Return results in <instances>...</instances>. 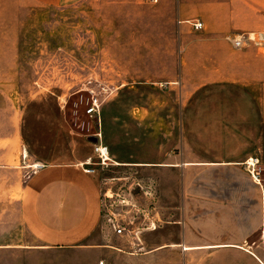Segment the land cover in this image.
Masks as SVG:
<instances>
[{"label": "rangeland", "instance_id": "1", "mask_svg": "<svg viewBox=\"0 0 264 264\" xmlns=\"http://www.w3.org/2000/svg\"><path fill=\"white\" fill-rule=\"evenodd\" d=\"M196 1L0 0V143L7 140L0 150L7 162L16 157L19 171L16 203L7 199L12 181L0 183V245H38L18 210L33 165L92 157L87 167L105 201L95 238L118 248L104 255L0 247V264H184L179 255L143 262L111 217L133 221L152 245L161 229L142 230L147 222L138 209L149 206L150 221L162 226L172 222L184 181L198 189L264 184V52L236 49L228 39L236 31L196 30L191 21L205 14ZM94 97L100 115L88 112ZM100 132L111 151L107 165L90 140ZM250 157L260 159L258 184L246 166ZM181 161L238 164L173 167ZM164 190L171 196L160 219L157 194Z\"/></svg>", "mask_w": 264, "mask_h": 264}, {"label": "crops", "instance_id": "2", "mask_svg": "<svg viewBox=\"0 0 264 264\" xmlns=\"http://www.w3.org/2000/svg\"><path fill=\"white\" fill-rule=\"evenodd\" d=\"M36 1L63 6L78 0ZM195 8L205 11L199 20L213 32L264 31V0H198ZM5 157L6 150H0V183L7 178L12 181L7 199L16 203L17 159L7 162ZM85 163L33 165L35 169L18 195V210L25 229L38 245L0 247L31 252L91 248L104 255L117 250L95 238L103 217V193L97 176L86 171ZM234 164L238 162L181 161L173 167ZM184 183L186 188L174 194L179 201L173 213L178 217L165 226L159 223L156 229H150H161L156 242L150 245L142 237L129 240L132 249L143 251L140 260H169L170 256L179 255L184 256V264H264V184H253L254 188H214L216 184L212 183V188L198 189L192 181ZM4 190H0V195ZM170 196L166 190L157 194L159 218L160 213H167L165 199ZM171 231L178 233L170 234ZM138 251L131 252L132 256H138Z\"/></svg>", "mask_w": 264, "mask_h": 264}, {"label": "built area", "instance_id": "3", "mask_svg": "<svg viewBox=\"0 0 264 264\" xmlns=\"http://www.w3.org/2000/svg\"><path fill=\"white\" fill-rule=\"evenodd\" d=\"M191 22H192L193 27L196 30L205 29V24L202 20L197 19ZM228 39L232 42V45L236 49H244V48L253 46V47L258 48L262 52H264V31H248V32H241L235 35L230 34L228 35ZM101 105L102 103L100 102L99 98L94 97L93 102L88 109L89 114L100 115ZM97 137L99 139V142L93 144L94 153L96 154V156L99 157L100 159L99 163L101 165H107L108 162L111 160L110 148L108 145L104 144L102 132L98 133ZM92 159H93L92 157L89 158L85 164L90 166L92 164ZM250 161H253V162L251 163ZM259 164H260V159L255 158V157H250L246 161L247 169L250 171V173L252 174V177L257 182H259L258 180L260 179V173L258 170ZM86 171L88 173H94L95 169L87 167ZM144 193L146 196H149L151 194L149 190H146ZM104 202L105 201L103 198V212H104V206H105ZM134 207H136V205H134ZM142 209H138V210L142 211V214H144L145 222H147V225L143 227L142 230L143 229L145 230L156 229L158 226V221L157 222L150 221V213H151L150 207L148 206L147 208H142ZM153 209H155V207H152V210ZM110 222L114 230L119 236L127 237L129 240L140 238L139 234L141 233V230L140 228L135 229L132 227V224H134L133 221H127L126 218L119 220L118 218L114 216V217H111Z\"/></svg>", "mask_w": 264, "mask_h": 264}, {"label": "water", "instance_id": "4", "mask_svg": "<svg viewBox=\"0 0 264 264\" xmlns=\"http://www.w3.org/2000/svg\"><path fill=\"white\" fill-rule=\"evenodd\" d=\"M90 140H92L93 143H98V142H99V139H98L97 136H92V137L90 138Z\"/></svg>", "mask_w": 264, "mask_h": 264}, {"label": "bare ground", "instance_id": "5", "mask_svg": "<svg viewBox=\"0 0 264 264\" xmlns=\"http://www.w3.org/2000/svg\"><path fill=\"white\" fill-rule=\"evenodd\" d=\"M251 163L253 162V161H250ZM118 163V162H117Z\"/></svg>", "mask_w": 264, "mask_h": 264}]
</instances>
